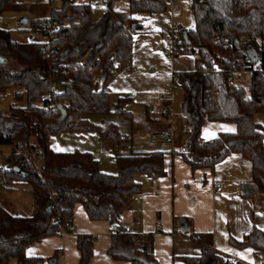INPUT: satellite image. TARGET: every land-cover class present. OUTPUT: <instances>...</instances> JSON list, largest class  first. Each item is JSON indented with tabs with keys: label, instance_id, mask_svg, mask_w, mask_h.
Here are the masks:
<instances>
[{
	"label": "trees",
	"instance_id": "trees-1",
	"mask_svg": "<svg viewBox=\"0 0 264 264\" xmlns=\"http://www.w3.org/2000/svg\"><path fill=\"white\" fill-rule=\"evenodd\" d=\"M32 2L21 5L16 0H0V17L10 10L25 13L29 5L37 3L36 7L42 1ZM50 3L48 0L43 9L31 12L29 30L48 32L47 42H20L10 30L0 27V97L12 90L9 110H0V147H11V167L0 169V178L10 190L28 184L34 201V211L28 216L13 213L0 203V264H9L11 258L19 264H45L41 256H28L27 248L68 232L77 202L91 219L117 224L141 192L135 175L158 178L166 174L163 151L119 156L117 172L109 173L101 170L91 152L56 151L51 137L98 132L116 147L130 145L117 124L101 125L90 116L118 113L132 119V112L124 107L126 98L114 95L108 83L117 63L132 62L134 35L143 31L134 14L163 12L168 0H129L128 12L115 9L114 0H108L98 21L92 20L90 3L59 0L48 11ZM191 5L194 25L173 34L179 54L194 55L196 65L195 71L176 76L185 98L192 93L190 129L182 153L193 168L213 167L229 154L241 153L253 163L254 178L241 184L240 193L255 198L264 194V126L255 118L264 113V71L254 70L248 88L237 82L234 72L243 67L253 70L257 63L264 70V0H192ZM99 74L103 75L101 89L94 81ZM205 120L236 123L237 131L201 141ZM180 223L183 229L188 226L184 218ZM120 235L117 233L109 249L115 259L158 264L151 246L136 244L135 237L123 239L127 247L120 248ZM190 236L202 255L171 264H251L232 261L204 244L201 236ZM95 240L92 234H78L81 264L90 261ZM230 241L239 248L264 251V231L256 227L242 241Z\"/></svg>",
	"mask_w": 264,
	"mask_h": 264
},
{
	"label": "crops",
	"instance_id": "crops-1",
	"mask_svg": "<svg viewBox=\"0 0 264 264\" xmlns=\"http://www.w3.org/2000/svg\"><path fill=\"white\" fill-rule=\"evenodd\" d=\"M173 8L178 10L176 3ZM170 27L163 32L143 28L136 33L132 62H121L125 72L114 73L108 83L114 95L126 98L124 107L132 112V119L118 113L90 116L101 125L117 124L130 145L116 147L98 132H68L51 137V146L56 151L91 152L101 170L109 173L117 172L119 156L163 151L166 174L158 178L142 173L135 175L141 192L135 195L132 207L124 211L117 224L91 219L83 204L77 202L68 232L31 244L26 251L28 256H41L45 264H81L77 236L92 234L96 240L87 264H132L109 253L114 237L120 232L117 242L122 249L127 247L123 239L139 237V245L151 246L158 264L183 263L186 257L202 255L201 248L194 245L190 236L195 233L204 239V244L226 254L232 261L264 263V256L257 254L264 251L251 246L239 248L230 241L231 238L242 241L254 227L264 231V194L246 198L240 193L241 184L254 178L253 163L241 153H231L213 167L193 168L182 153L188 139L183 127L187 124L190 128V125L183 110L181 114L177 107L176 89L180 86L176 85V76L195 71L196 65L192 54L171 56L165 52V45L173 41ZM94 81L95 87L101 89L103 75H96ZM112 99L116 106V96ZM164 106L172 107L171 116L161 115ZM151 108L157 109L156 115L150 114ZM236 131V123L205 120L200 139L209 141L220 133ZM168 136L172 137L171 142L167 141ZM217 185L223 187L222 191H217ZM182 218L188 223L186 229L180 223ZM126 226L131 230L128 233L124 231ZM58 251L60 254L54 260ZM9 264L19 263L11 258Z\"/></svg>",
	"mask_w": 264,
	"mask_h": 264
},
{
	"label": "rangeland",
	"instance_id": "rangeland-1",
	"mask_svg": "<svg viewBox=\"0 0 264 264\" xmlns=\"http://www.w3.org/2000/svg\"><path fill=\"white\" fill-rule=\"evenodd\" d=\"M21 5L32 4V0H16ZM36 7H28L27 12H21L16 10H10L4 13V17L9 20V25H4L0 22V27L6 28L11 31L12 37L20 42H26L29 30L31 28V23L33 15L31 12L33 10H38V8L43 9L44 5L47 4L48 0H41ZM192 0H176L177 11L172 9L171 5H168L167 9L163 12L157 14H147V13H135L134 17L136 20L143 25L144 29L149 30H159L163 32L164 28H168L172 22H181L183 25V31L189 30L194 25V18L192 13ZM79 3H90L92 6L91 17L93 21H98L103 16L108 0H76ZM44 4V5H43ZM52 8V6L50 7ZM114 8L120 11H129V0H114ZM29 18L27 23H21V18L23 16ZM237 82L242 83L246 88L249 87L251 83V76L245 71V73H238L236 75ZM115 98V97H114ZM12 102V90H8L4 96L0 97V110L8 111L10 108V103ZM185 102V94L182 87L176 89V103L181 111ZM256 120L264 126V113H258L255 116ZM188 122V121H187ZM12 149L10 146L0 147V169L10 168V156ZM0 203L9 211L13 213H19L21 215H31L34 211V201L29 191V185L25 183H20L15 186L14 190L8 189L5 182L0 178ZM258 255L264 256V253L257 252Z\"/></svg>",
	"mask_w": 264,
	"mask_h": 264
},
{
	"label": "built area",
	"instance_id": "built-area-1",
	"mask_svg": "<svg viewBox=\"0 0 264 264\" xmlns=\"http://www.w3.org/2000/svg\"><path fill=\"white\" fill-rule=\"evenodd\" d=\"M22 1H26V0H22ZM59 2V0H51V3H50V7L51 5H55ZM69 3H76V0H68ZM176 3V0H168V5H171V6H174ZM51 9V8H50ZM50 11V10H49ZM50 14V13H49ZM48 14V15H49ZM0 22L4 25H9V20L6 19L4 16L0 17ZM53 28L56 29L57 28V25L56 23L53 24ZM183 25L181 22H176V23H172L171 24V27H170V31H171V35L173 36V34L177 31H181L183 30ZM50 38V34L48 32H44L42 31L41 29H35L31 32H29V35H28V38H27V41L28 42H47ZM165 49V52L171 56H174V55H180L179 54V51L175 48V45H174V39L172 41L171 44H167L165 45L164 47ZM96 61H100V58H96ZM125 67L122 66V63H117L114 67V72L115 73H124L125 72ZM254 70H261V71H264L263 70V66L261 63H257L256 66H255V69L253 70H250V69H246L245 67L242 68V70H237L235 71V75H237L238 73H245V71L247 73L250 74V76H252L254 74ZM130 98H132L133 96L130 95L129 96ZM166 98L165 96H163V99ZM63 104L64 105H68V102L67 101H63ZM150 114H153V115H156L157 114V109L156 108H151L149 110ZM161 115L163 117H169L173 114V109L171 106H164L161 111H160ZM184 131L186 132H189V126L186 124L184 125ZM167 141L168 142H171L172 141V137L171 136H168L167 137ZM223 187L221 185H217V191H222ZM160 224V222H159ZM124 231L125 232H130V227L126 226L124 228ZM67 233V231H63V234L65 235ZM141 242V239L139 237L136 238L135 240V243L136 244H139ZM264 264V263H262Z\"/></svg>",
	"mask_w": 264,
	"mask_h": 264
},
{
	"label": "water",
	"instance_id": "water-1",
	"mask_svg": "<svg viewBox=\"0 0 264 264\" xmlns=\"http://www.w3.org/2000/svg\"><path fill=\"white\" fill-rule=\"evenodd\" d=\"M21 23H27L28 22V17L27 16H23L21 19ZM192 97V93L189 94V96L187 98H185V102L183 105V113L188 117L191 118V114L188 112V104H189V99ZM62 104V103H61ZM60 104V107H62V105Z\"/></svg>",
	"mask_w": 264,
	"mask_h": 264
}]
</instances>
